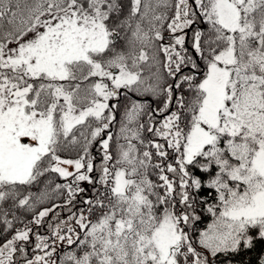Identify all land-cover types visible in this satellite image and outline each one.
Listing matches in <instances>:
<instances>
[{
    "label": "snow or ice",
    "instance_id": "obj_1",
    "mask_svg": "<svg viewBox=\"0 0 264 264\" xmlns=\"http://www.w3.org/2000/svg\"><path fill=\"white\" fill-rule=\"evenodd\" d=\"M254 250L264 0H0V264Z\"/></svg>",
    "mask_w": 264,
    "mask_h": 264
},
{
    "label": "trees",
    "instance_id": "obj_2",
    "mask_svg": "<svg viewBox=\"0 0 264 264\" xmlns=\"http://www.w3.org/2000/svg\"><path fill=\"white\" fill-rule=\"evenodd\" d=\"M165 35H167V33H165ZM144 99H152V98L148 97V98H144ZM153 106H155V104ZM114 130H115V128H114ZM93 152H94V154L97 155V158L99 159V146L98 145L93 148ZM69 154H71V153H65V155H69ZM93 175H95V173H93ZM44 179L46 180V179H48V177H45ZM52 179L57 180V182H59L58 178L55 177L54 175L52 176ZM85 186L87 187V185H85ZM39 187H43V183H41V185H39ZM88 195H91V192H89ZM77 199H79V197ZM48 206H50V204ZM65 215H67V213H62L61 218H63V216H65ZM51 218L52 217L50 216L48 219L51 220ZM38 230L41 233L46 234L47 225H45L44 227H40ZM260 254H264V252H261ZM257 255H258V252L255 250L250 251V252L245 251L244 253L237 255L235 257L226 258V262L230 261V264H253Z\"/></svg>",
    "mask_w": 264,
    "mask_h": 264
}]
</instances>
